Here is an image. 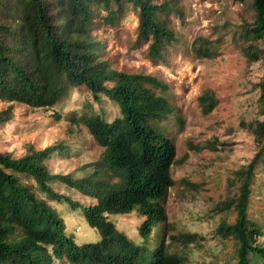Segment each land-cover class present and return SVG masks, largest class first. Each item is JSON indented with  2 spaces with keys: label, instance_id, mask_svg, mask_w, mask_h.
<instances>
[{
  "label": "trees",
  "instance_id": "obj_1",
  "mask_svg": "<svg viewBox=\"0 0 264 264\" xmlns=\"http://www.w3.org/2000/svg\"><path fill=\"white\" fill-rule=\"evenodd\" d=\"M138 12V38L149 43V56L161 60L166 44L176 40L163 13L174 11L168 2L152 0H0V99L33 107L55 105L69 87L85 86L97 99L105 94L117 102L121 116L110 121L82 115L83 122L104 147L100 169L90 177L53 173L46 165L52 155L65 152L59 144L15 157L0 151V264H184L185 257L170 251V243L188 245L197 233L171 234L152 239L167 221L164 202L174 185L171 169L177 161L176 144L160 126L173 107L158 89L166 85L156 76L128 73L99 59L100 44L92 26L102 11L103 23L115 25L128 4ZM255 18L243 32V53L249 62L264 61V0H253ZM176 10V9H175ZM199 57H212L213 42L201 38ZM261 119L251 124L257 151L235 171L239 191L220 210L234 205L233 224L223 223L222 234L239 243L235 264H264V244L248 215L256 167L264 158V74L259 82ZM205 113L217 100L207 91L199 97ZM12 107L0 111V124L10 119ZM106 176V177H100ZM64 182L97 199L83 205L52 184ZM51 201L82 208L88 224L100 232L96 242L78 243L68 233L64 218ZM137 211L145 216L140 241L120 231L110 215ZM169 242V243H168ZM154 244H158L154 246Z\"/></svg>",
  "mask_w": 264,
  "mask_h": 264
},
{
  "label": "rangeland",
  "instance_id": "obj_2",
  "mask_svg": "<svg viewBox=\"0 0 264 264\" xmlns=\"http://www.w3.org/2000/svg\"><path fill=\"white\" fill-rule=\"evenodd\" d=\"M152 1L168 2L174 9L162 14L176 40L166 44L161 60L151 59L149 43L139 40L138 12L131 3L115 25L103 23L101 15L106 12L102 11L91 29L100 44L99 59L120 71L158 77L166 88L158 89L157 94L173 107L159 124L177 148V161L171 169L174 185L164 202L167 221L152 239L163 236L170 242L171 234L197 233L191 244L171 242L170 251L183 255L184 264H235L239 243L219 229L223 223L233 224L237 212L234 205L223 210L219 207L238 193L240 182L235 171L248 164L257 151L251 124L262 118L259 82L264 61L249 62L243 53L244 29L255 18L253 0ZM3 20H8V14L0 13ZM201 38L213 42L214 56H198L195 47ZM257 44L264 48V43ZM207 91L217 100L209 113L203 111L199 100ZM9 106L11 117L0 124V151L20 157L59 144L65 152L57 151L45 162L51 172L94 180L104 147L79 118L99 114L113 121L121 116L116 101L105 94L96 99L87 87L73 86L53 106L33 107L0 99V111ZM253 183L248 215L250 226L258 229L256 242L264 244V158L256 167ZM52 186L83 205L97 202L64 182L56 181ZM51 203L78 243L100 239V232L88 224L81 207ZM109 218L120 231L140 241L139 226L145 216L132 211ZM53 264L61 263L55 260Z\"/></svg>",
  "mask_w": 264,
  "mask_h": 264
}]
</instances>
